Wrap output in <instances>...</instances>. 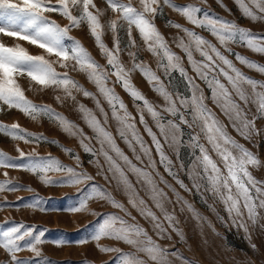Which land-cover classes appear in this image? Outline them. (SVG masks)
I'll list each match as a JSON object with an SVG mask.
<instances>
[{
	"label": "snow or ice",
	"instance_id": "6c2138e0",
	"mask_svg": "<svg viewBox=\"0 0 264 264\" xmlns=\"http://www.w3.org/2000/svg\"><path fill=\"white\" fill-rule=\"evenodd\" d=\"M106 2L113 13L119 14L117 19L111 20L108 24L114 38V48L112 49L105 45L102 38L104 25L100 22V10L97 9L96 14L89 10L90 7L96 8L93 0H56V6L53 5L52 0H0V34L16 41H25L51 56L58 57L60 61H74L79 70L87 74L89 81L96 85L99 93L107 101L111 109L112 120L117 124L119 137L128 146L135 159L143 163L146 158L147 168L155 170L156 162L152 158L151 149L137 129L135 118L114 89L107 86L109 77L114 76L116 82L128 93L133 102H139L136 103L139 123L151 137L155 151L160 157V164L168 175L172 176L185 191H191L178 178L174 171L173 161L169 159L161 140L145 120V112L152 118L160 136L164 138V142L175 151L177 159L180 160L181 169H185V163L181 159L180 149L185 146L190 149L191 159L187 164L186 173L192 181V188L201 195L202 199L204 194H210L222 202L232 225L243 228L247 232L246 220L255 224L259 216L258 209H264V182L257 181L248 170L249 166H258L259 161L228 134L225 126L207 107L204 102L203 90L200 89L193 77L189 76L183 66L181 56L172 51L154 21L157 16L163 14L164 6H167L178 12L195 28L209 32L229 53H231V48L227 45L231 42L239 43L254 52L264 54V37L238 28L231 21L222 20L208 13L201 15L202 9L195 4L180 5L173 3L172 0H139L140 7L137 8L133 6L131 0L127 4L121 3L120 0H106ZM235 2L244 16L253 21L264 20V0H249L248 3L245 0H235ZM249 4L254 7L255 11ZM221 6L223 7V5ZM73 9H77L80 14L74 15ZM53 11L65 17L70 22V27H61L52 20L48 13ZM85 22L97 47L106 57L110 71L98 64L79 41L69 36L71 28L79 27L81 23ZM167 23L184 34L176 39V47L187 57V62L196 76L207 85L211 91L213 103L220 108L235 130L245 139H251L252 135L259 134L255 127V116L250 119L245 108L237 102V98L244 105H255L256 113L260 117H264V83L245 76L215 44L196 31L172 21ZM133 28L139 32L147 50L157 57L158 68L168 83L171 84L174 79L172 74L178 73L185 81L190 95H184L178 91L170 92L160 75H157L142 61H138L137 53L130 50L136 46L132 39ZM122 29L126 30L128 36V44L124 48H121V40L118 36ZM122 51H128V55L132 59L130 69L125 68L120 60ZM195 54H198L200 59H196ZM234 55L242 64L264 73V66L240 56L239 53ZM65 66L64 63H61V67ZM135 71H139L152 86V90L163 99V105H153L133 85L131 73ZM18 75H26L29 80L42 87L54 86L62 89L66 97H70L72 100H75L73 89L82 92L85 97L92 98L103 121L82 104L79 105V111L94 136L88 137L76 124L54 112L50 107H39L28 101L16 81ZM221 77L227 81V86L222 82ZM245 85L250 86L251 93L246 90ZM57 99L61 98L57 97ZM0 104L7 105L8 108H17L32 119L43 115L57 121L62 131L69 136L78 138L80 147L92 157L89 163L101 169V172L104 171V167L100 164L99 157H103L104 164L107 165L106 171L112 174V179L116 180L118 185H123L129 203L137 209L142 217L152 223L159 236L165 237L167 230L164 228L161 218L147 206L143 199L139 198L125 170L131 172L138 181H142L147 186L150 199L159 209L163 220L167 221L168 226L182 237V233L175 226L177 223L175 215L169 212L165 206L166 203H171L167 193L157 186L151 172L145 167H138L117 145L107 127L108 113L105 112L100 101L93 93L84 90L81 85L70 79L67 74L57 73L52 63L44 56L30 55L20 43L9 47L0 42ZM169 116L172 119H168ZM185 128L188 131H185ZM0 133L13 140H23L25 143H57L56 141H47L43 136L36 137L31 133H26L15 124L10 128L0 124ZM202 138L206 140L210 149L201 142ZM93 140L99 147L93 146ZM137 147L139 151H137ZM62 151L76 161L77 167H69L51 156L39 157L35 153L25 154L19 151V156L25 161L24 163L16 164L12 157L0 152V168L23 170L36 176L45 186H87V191L84 189L78 191L77 200L72 206L53 209L55 211H65L69 214L81 213L88 210L90 201L100 200L106 201L113 208L130 216L124 205L114 199L111 193L99 185L88 184L94 177L85 171L77 170L82 167L78 154L67 148H62ZM210 151L215 153L218 160L213 159ZM50 173L63 174V178L53 180L49 176ZM3 174L5 177L8 175L7 171ZM105 179L108 177L105 176ZM160 182L176 196L178 202H182L189 210L195 211L163 177H160ZM19 190L32 191L31 188L23 189L22 185L12 184L8 180L0 182V192ZM45 204L44 198L37 194L32 198V202L22 206L47 213L50 209L45 207ZM5 206L10 205L5 202V205H0V208ZM16 207H21V205H16ZM92 215L97 214L92 213ZM197 217L200 218L198 214ZM97 221L92 235L77 241V244L99 242L102 238L122 241L131 246L135 252L145 254L153 264H170L167 259L168 255H178L161 248L142 226L138 223H129L122 216L114 213H102L97 216ZM24 227L22 224L14 225L0 232V248L10 254L11 264H54L53 261L41 256L38 247L45 242L46 230L37 232L33 227L22 231ZM53 243L60 247L66 242L54 241ZM97 247L104 253L119 251L116 248L100 247L99 244ZM24 249L34 253L35 258L32 260L18 259L17 253ZM112 264H146V261L133 253H121ZM186 264H190V262H186Z\"/></svg>",
	"mask_w": 264,
	"mask_h": 264
},
{
	"label": "rangeland",
	"instance_id": "374dc122",
	"mask_svg": "<svg viewBox=\"0 0 264 264\" xmlns=\"http://www.w3.org/2000/svg\"><path fill=\"white\" fill-rule=\"evenodd\" d=\"M120 2L127 4L129 3V0H120ZM172 2L180 5L195 4L202 9L201 15L203 13H208L209 15L219 17L222 20L231 21L235 23L238 28L254 33L257 36L264 37V20L253 21L244 16L235 0H220V2H218V0H172ZM245 2L248 3L249 0H245ZM52 3L56 6V0H52ZM93 3L96 5V8L93 9L90 7L89 10L94 14H96L97 9L100 10V22L104 25V35L102 38L105 45L109 49H112L114 48V38L113 33L108 28V24L111 20L117 19L119 14L111 11L106 0H93ZM131 3L134 7H140L139 0H131ZM221 5H223V7ZM249 6L253 7L251 4H249ZM253 10L255 11L254 7ZM73 14L79 15L80 13L77 9H73ZM48 15L61 27H70V22L58 12L53 11L48 13ZM168 21H172L173 23L180 24L182 27L196 31L205 39L215 44L217 48H219L223 54L233 62L240 72L253 80L260 81L261 83H264V73L242 64L236 59L234 54L239 53L240 56L245 57L250 61H254L261 66H264V54L254 52L239 43L231 42L227 45V47L231 48V53H229L224 50V47H222L219 41L209 32L195 28L178 12L173 11L167 6H164L163 14L157 16L154 21L157 29L161 35L164 36L172 51L181 56L183 66L187 70L189 76L193 77L200 89L203 90L205 97L204 102L207 107L225 126L228 134L258 159L259 165L249 166L248 170L257 181L264 182V117H260L256 113L255 105H244L237 98V102L241 103V107L245 108L248 117L251 119L255 116V127L259 133L252 135L251 139H245L241 136L220 108L213 103L211 99V91L192 71L184 53L176 47V39L182 37L184 34L178 29L170 27L167 23ZM118 23L120 22L118 21ZM69 36L74 40L79 41L83 48L87 50L98 64L110 71V68L107 65V59L97 47L95 39L92 37L86 22L81 23L79 27L71 28ZM118 36L121 40V48H124L125 45L128 44L126 30L122 29L118 33ZM132 39L135 41L136 46L130 50L137 53L138 61H142L145 65L156 72L157 75L161 76V79L164 81L170 92L175 93L178 91L184 95H190L185 81L178 73L174 72L172 74L174 78L172 83H168V80L158 68L157 57L153 56L147 50L139 32L135 30V28H133ZM0 42L9 47H13L16 43H20L30 55L44 56L46 60L52 63V66L57 73L61 75L67 74L70 79L81 85L84 90L91 92L96 96L105 112L108 113L109 120L107 127L115 138L117 145L138 167H145L146 170L151 172L157 186L167 193L171 203H166L165 206L169 212L175 215L177 222L175 226L182 233V237L177 235V233L168 226L167 221L163 220L159 209L155 207L150 199L147 186L144 185L142 181H138L136 176L131 172L125 170L139 198L143 199L147 206L161 218L164 228L167 230L165 237L162 238L159 236L157 230L153 228L152 223L142 217L137 209L129 203L128 195L125 192L123 185H118L116 180L112 179V174L106 171L107 165L104 164L103 157H99L100 164L104 167V171L101 172V169L97 168L94 164L89 163L92 157L86 154L80 147L78 138L69 136L62 131L57 121L49 119L43 115L38 116L37 119H32L19 109L8 108L7 105L3 104H0V124L9 128L15 124L26 133H31L36 137L43 136L47 141H56L57 143H25L23 140H13L10 137L5 136L3 133H0V152H4L12 157L13 162L16 164H22L25 162L19 156V151H22L25 154L35 153L39 157L51 156L59 160L61 163L75 168L77 167L76 161L62 151V148L70 149L80 157L82 167L77 170L85 171L90 176L94 177V179L89 181L88 184L99 185L101 188L111 193L114 199L124 205L127 212L130 213V216H126L121 210L113 208L106 201L100 200L90 201L88 204V210L81 213L69 214L65 211H55L53 209H64L72 206L77 200L78 191L80 189L87 191V186H45L36 176L23 170L0 168V182L8 180L12 184L22 185L23 189H32V191L19 190L15 192H0V205H5V202H7V205H10L0 208V232L11 226L21 224L25 226L22 231L33 227L37 232L40 230H46L44 236L45 242L38 247L41 251V256L53 261L54 264H112L121 253H133L140 259L145 260L146 264H153L145 254L135 252L131 246L122 241L102 238L99 242L92 241L85 244L76 243L77 241L84 240L92 235L95 226L98 223V215L102 213H114L124 217L129 223H138L161 248L166 249L169 253H177L178 255H168L167 259L170 264H186V262H190V264H264V209H258L259 216L255 224L246 220L248 224L247 232H245L243 228L234 227L222 202L213 198L210 194H204V198L202 199L201 195L192 188V181L188 178L186 173L187 164L191 159L189 156L190 149L187 148V146L180 149L181 159H183L185 163V169H181L180 160L177 159L175 151L164 142V138L160 136L159 130L153 123L152 118L147 112H145V120L161 140V144L169 159L173 161L174 171H176L178 178L182 180L191 191H185L181 188L176 180L172 176H169L164 167L160 164V157L155 151V146L152 144L151 137L144 131L143 125L139 123V113L136 110V103L139 102H133L128 93L119 83L116 82L114 76L109 77L107 86L114 89L116 94L127 106L128 111L135 118L136 126L140 135L151 149L152 158L156 162L155 170L147 168L146 158L143 163L135 159V156L129 150L128 146L119 137L117 124L112 120L111 109L109 108L107 101L99 93L96 85L89 81L87 74L79 70L74 61H60L58 57L51 56L42 49L36 48L25 41H16L11 37L3 36L2 34H0ZM195 56L196 59H200L198 54H195ZM120 60L125 68L130 69L132 67V59L129 57L128 51L121 52ZM61 63H64L66 66L61 67ZM221 80L227 86V81H224L222 77ZM16 81L20 85L24 97L28 101L39 107H50L54 112L76 124L88 137H93L94 133L84 122L82 114L79 111V105H84L86 108L90 109L98 119L103 121V117L100 115L95 101L90 97H85L82 92H77L73 89L72 93L75 96V100H72L70 97H66L62 89L55 88L54 86L42 87L34 81L29 80L26 75L16 76ZM131 81L153 105L160 106L164 104L163 99L152 90V86L139 71L131 73ZM244 87L249 93H251L250 86L245 85ZM57 97H60L61 99L58 100ZM167 118L172 119L170 116ZM185 131H188V129L185 128ZM201 142L210 149L206 140L202 138ZM92 144L95 147H99L95 144L94 140L92 141ZM17 149H19V151H17ZM137 151H139L138 147ZM210 154L213 156V159L218 160L215 153L210 151ZM5 171L8 173L7 177L3 174ZM49 176L53 180L63 178V174L57 173H50ZM105 176H107L108 179H105ZM160 177H163L168 184L175 188L180 197L187 201L195 211L193 212L189 210V208L182 202H178L176 196L160 182ZM37 194L40 197H43L46 201L44 206L50 209L47 213L22 206L32 202V198ZM16 205H21V207H16ZM92 213H96L97 215H92ZM197 214L200 218L197 217ZM133 217L135 218L134 220L132 219ZM54 241H65L66 243L63 246L57 247L53 243ZM97 244H99L100 247L116 248L119 251L104 253L99 251ZM17 258L32 260L35 257L34 253L24 249L17 253ZM0 264H11L10 254L3 248H0Z\"/></svg>",
	"mask_w": 264,
	"mask_h": 264
}]
</instances>
